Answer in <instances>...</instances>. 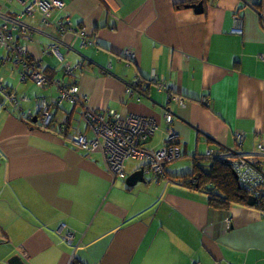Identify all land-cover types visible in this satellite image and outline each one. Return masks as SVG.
Returning a JSON list of instances; mask_svg holds the SVG:
<instances>
[{"label": "crops", "instance_id": "obj_1", "mask_svg": "<svg viewBox=\"0 0 264 264\" xmlns=\"http://www.w3.org/2000/svg\"><path fill=\"white\" fill-rule=\"evenodd\" d=\"M64 2L44 25L21 17L29 37L11 30L53 80L68 81L62 68L73 67L78 101L53 107L54 123L41 128L19 119L0 91V264L12 256L27 264H264V200L212 210L204 193L172 178L191 173L195 159L205 166L208 152L231 148L238 134L244 153L264 156V0ZM21 10L0 0L1 12ZM21 78L0 48V81L27 97L23 109L35 115L37 98H57L53 85ZM87 107L154 120L145 143L153 151L165 145L169 107L180 164L158 177L146 171L133 187L112 178L98 149L71 141L77 132L92 138ZM75 115L83 128L72 127ZM143 164L126 160L125 178Z\"/></svg>", "mask_w": 264, "mask_h": 264}, {"label": "built area", "instance_id": "obj_2", "mask_svg": "<svg viewBox=\"0 0 264 264\" xmlns=\"http://www.w3.org/2000/svg\"><path fill=\"white\" fill-rule=\"evenodd\" d=\"M6 2H18L22 10L18 15H10L0 11V48L7 52L10 61L14 63L20 71L21 79L31 81L35 86L44 88L53 85L57 91V98L51 103L44 98H37L35 115L30 110L23 109L21 102L26 101L27 97L18 98L15 92L7 89L0 81V91L3 93L4 100L12 106L14 114L22 120L30 122L36 116V122L41 128H50L54 123L53 107L58 108L61 103H76L78 87L72 77L73 67L65 64L62 68L64 76L69 79L53 80L45 71L44 65L39 59H31L24 47L14 42L12 29H17L26 37H29L27 30H32L30 26L23 23L20 19L23 16H30L39 19L44 25L47 19L61 11L64 0H5ZM238 18L235 19L237 23ZM66 29L64 23H60L58 32ZM49 53L57 55L58 47L49 46ZM132 58L131 51L126 52ZM156 78H153L155 81ZM160 90L168 91L164 84L159 83ZM168 97L175 103L181 100L168 92ZM86 100V99H85ZM173 112L168 107L164 112L166 127L165 145L156 151L145 148L148 137L155 131L157 124L154 120L146 117L120 115L106 111L103 114L93 112L88 107L82 111V119L90 128L92 138L89 139L86 133H75L71 141L78 148L86 150L98 149L103 165L112 178H125L124 165L128 159L145 160L146 170L151 171L156 177L163 175L166 164L178 161L182 158V151L176 144V133L172 128ZM60 131H65L64 126H59ZM243 134L235 137V144L231 148L219 151L208 152L207 160L219 159L229 162L238 184L243 187L255 202L264 200V156L250 155L240 149L243 141ZM261 148V147H260Z\"/></svg>", "mask_w": 264, "mask_h": 264}, {"label": "trees", "instance_id": "obj_3", "mask_svg": "<svg viewBox=\"0 0 264 264\" xmlns=\"http://www.w3.org/2000/svg\"><path fill=\"white\" fill-rule=\"evenodd\" d=\"M177 6L181 7L184 4H177ZM70 120L71 116L67 118V128H69ZM29 123L38 124L32 120ZM196 160L193 161L191 173L182 177H172L173 180L180 181L189 189L204 193L207 196L208 207L212 210L226 211L234 204L248 205L249 194L238 184L229 162L212 159L202 166ZM143 166L146 169V164L141 165ZM253 206L263 207V201L255 202Z\"/></svg>", "mask_w": 264, "mask_h": 264}, {"label": "water", "instance_id": "obj_4", "mask_svg": "<svg viewBox=\"0 0 264 264\" xmlns=\"http://www.w3.org/2000/svg\"><path fill=\"white\" fill-rule=\"evenodd\" d=\"M192 8L195 10V12H200L202 10V2H198L195 5H192ZM32 121L36 122V116L32 117ZM145 167H140L138 170L134 171L130 175H128L125 178V185L127 187H133L137 183L141 182L144 183L146 180L144 178V174L146 173ZM247 204L249 206H253L255 204V200L252 197L248 198ZM2 264H27L22 261V259L19 256H12L9 259L4 260Z\"/></svg>", "mask_w": 264, "mask_h": 264}, {"label": "rangeland", "instance_id": "obj_5", "mask_svg": "<svg viewBox=\"0 0 264 264\" xmlns=\"http://www.w3.org/2000/svg\"><path fill=\"white\" fill-rule=\"evenodd\" d=\"M39 88V87H38ZM46 88H48V87H44V89H46ZM41 89V88H40ZM54 89V88H53ZM53 91H55V90H53ZM53 100H55V97L53 98ZM65 106V105H64ZM35 112H36V109H35ZM76 118H77V115H75L74 116V118L72 119V122H71V124H73V126L72 127H76L77 125L80 127V128H83L84 126H83V123H80V124H78L77 123V120H76ZM61 119H63V115H61V114H59L58 115V119L57 120H61ZM57 124V123H56ZM72 132H73V130H71L70 131V133L72 134ZM90 136V135H89ZM183 160V159H182ZM179 161V160H178ZM178 161H174V162H170V163H168L169 165L171 164V163H173L174 165H178V164H180V163H178ZM138 163L137 164H140V161H137ZM167 164V165H168ZM124 181H125V178H124Z\"/></svg>", "mask_w": 264, "mask_h": 264}]
</instances>
